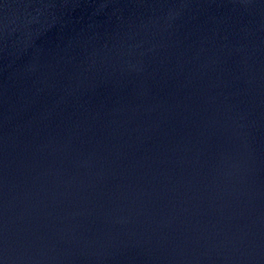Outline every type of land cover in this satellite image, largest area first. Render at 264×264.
I'll use <instances>...</instances> for the list:
<instances>
[{
    "label": "water",
    "instance_id": "water-1",
    "mask_svg": "<svg viewBox=\"0 0 264 264\" xmlns=\"http://www.w3.org/2000/svg\"><path fill=\"white\" fill-rule=\"evenodd\" d=\"M0 264H264V0H0Z\"/></svg>",
    "mask_w": 264,
    "mask_h": 264
}]
</instances>
